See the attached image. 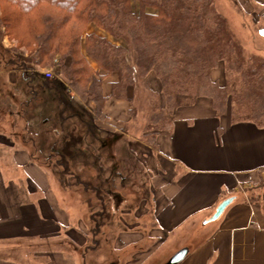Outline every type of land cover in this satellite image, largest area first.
Here are the masks:
<instances>
[{"label":"crops","instance_id":"0c3cea01","mask_svg":"<svg viewBox=\"0 0 264 264\" xmlns=\"http://www.w3.org/2000/svg\"><path fill=\"white\" fill-rule=\"evenodd\" d=\"M237 1L249 18L264 24V0ZM224 66L220 62L211 71L220 84ZM16 72L0 70V147L9 159H0V264H92L89 255L111 233L112 256L102 264H122L132 253L135 261L145 255L147 264H157L161 246L175 232L200 237L181 242L189 252L179 264H264V195L261 200L254 196L264 177V127L232 123L228 115L216 112L207 96L180 108L172 130L158 134L156 150L144 142L127 150L147 170L151 196H144L133 210L123 206V192L109 193L112 218L97 228L80 185L64 187L36 148H25L37 147L25 109L32 105L26 99L32 93L30 83L25 98L17 92L21 78ZM116 79V74L104 79V125L120 131L130 115L128 100L111 94ZM149 83L160 90L152 75ZM230 197L224 212L207 221ZM132 214L134 221L126 217ZM144 216L151 219L145 222Z\"/></svg>","mask_w":264,"mask_h":264},{"label":"trees","instance_id":"16d2710c","mask_svg":"<svg viewBox=\"0 0 264 264\" xmlns=\"http://www.w3.org/2000/svg\"><path fill=\"white\" fill-rule=\"evenodd\" d=\"M0 9V29L17 41L15 50L27 51L38 66L55 68L82 101L95 103L96 117H104V79L116 74L111 94L130 101L133 118L140 98V108L148 113L142 137L155 149L159 131L172 130L178 108L200 96H210L216 112L228 115L232 123L264 127V51L246 46L230 21L232 15L223 12L216 0H0ZM91 24L120 43L97 32L85 35ZM89 59L97 63L96 69ZM220 62L226 64L224 85L211 78ZM151 72L161 82L158 91L146 81ZM62 80L44 78L42 86H52L61 103L68 105ZM64 130L59 165L67 171L81 153L75 145L83 142L84 135H74L69 127ZM93 135L101 146L110 141ZM101 148L98 152V147H87L98 167L104 156L115 158L111 147ZM117 163L115 158L114 167ZM59 180L64 187L80 185ZM106 196L99 198L103 207Z\"/></svg>","mask_w":264,"mask_h":264},{"label":"rangeland","instance_id":"374dc122","mask_svg":"<svg viewBox=\"0 0 264 264\" xmlns=\"http://www.w3.org/2000/svg\"><path fill=\"white\" fill-rule=\"evenodd\" d=\"M216 4L227 15H232L230 17V21L237 34L241 37L248 48L255 51H264V36L261 35V30L264 32V24L255 22L256 17L254 19L251 17L249 18V16L245 13V10L239 6V2L237 0H216ZM261 10L262 9H258L257 13L261 12ZM238 15L239 17H237ZM240 17H243L245 20L241 22ZM91 32H97L101 35H105L111 41L120 43L119 41L115 40L113 36L95 24H91L87 27L85 35ZM16 45L18 46L17 41L11 39L5 28H1L0 70H17L16 73L20 75L21 82L15 85V87L17 92H19L22 97L25 96L23 92L26 88L28 89L27 86L29 83L32 87V89L31 87L30 89L33 92V98L32 95L26 98L32 100V105L30 106V109H28V107H25V109L29 111L27 112V115L30 114V128L33 133L32 138L36 139L35 144H37V147L25 148H36V155L39 156L40 160L47 161L48 172L51 175L57 176L59 179H64L69 185L75 183L80 184V191L84 192L83 194L85 195L88 205H91V207L89 205L90 210L88 212V216H91L93 220L95 219V223H101L103 225L112 218L110 204L105 202L103 207L101 200H99V198H105L106 195L109 198L110 196L108 195V192H123L127 197V202L123 206L126 205L127 208L136 210L144 196H151L149 183L150 177L147 174V170L135 160V155L131 156L127 150L128 147H138V143L142 142L156 150L145 140H143L142 137L148 113L143 108H140V98L137 100L136 107L138 110H136V118H133L129 111L130 120L120 127V131L105 127V116H94L92 109L95 107V103L82 101L78 95L68 87L66 82L60 78L55 68L41 67L36 65L27 51L24 53V50L22 49L15 50ZM84 45L85 41L83 43V46ZM83 50L85 51V49ZM89 60L91 65L96 69L98 67L97 63L92 59ZM224 69L225 79L223 84L219 83L220 85H224L226 82V64ZM48 73H50V75H48ZM151 75L156 79V81H158L159 85H161V82L155 72H151L148 73L146 77L149 87L153 89L152 85L149 83V77ZM3 78L4 80H7L8 75H4ZM44 78L62 80L61 82H63V85L65 86V90L63 91L64 100L69 102L68 105L61 103L60 98L57 96L53 87L50 88L46 85L44 87L42 86L44 83ZM51 85H53V83H51ZM109 85V83L106 84V86ZM153 90L157 91L155 89ZM129 92L131 94L132 91L130 90ZM145 96L148 97L147 92H145ZM146 97L142 98L144 100V104L147 103L148 98ZM207 97L211 98L210 96ZM163 100L165 102L164 98ZM211 100L213 103L212 98ZM196 101L191 105L182 106L180 108L191 107L196 103ZM164 102L162 101L163 105ZM127 104L130 109L131 103L129 100ZM140 104H142V101ZM180 108H178V110ZM178 110L176 111V114ZM176 114L174 115V119ZM67 127L73 130L72 133L74 135L78 136L81 134L84 135V138L81 144L75 145L76 151L79 149L81 153L79 156H77L76 162H74V164L71 162L70 170L66 171L61 165H59V160L61 159L59 151L65 145L64 132L66 130L64 129ZM163 131L167 130H160L159 133ZM93 134L102 138H108L110 141L106 146H101L99 139L94 137ZM87 147H98V152H102L103 148L101 147H111L112 154L115 155L116 153V155H118L116 159L118 166L114 167V160L116 157L114 159H110L104 158L106 157L104 156L100 164L101 167H98L99 165L96 164L97 161L95 156L87 154L90 153ZM11 148L15 149L24 147ZM106 150L107 148L103 150L104 153H107ZM3 151L4 148L0 147V159L4 162H7L9 161V159H7L5 156V152L7 153V151ZM86 162L87 164H85ZM108 176L109 178H107ZM103 179L109 180L108 182H104L102 181ZM259 186H261L259 189V194L255 193L254 196L258 197V199L260 198L261 200L262 194L264 195V177H262L261 184ZM126 217H129L132 219V221H134L133 214L132 216ZM149 219H151L150 216L148 218L145 216L143 217L145 222L149 221ZM199 238L200 237H198V235L194 236L191 232H188V234L182 233L181 235L177 234L176 232L173 233L169 240L170 242L168 241L161 246L159 251L160 254H158L159 257L157 259V264H165L173 254L183 248L181 246V242L183 243L185 239H189L190 241L194 242ZM104 239V237L100 236L98 240L104 241ZM114 239L115 235L114 233H111L109 235V241L102 242L103 247L100 246L94 256L91 254L89 255L90 261H93L92 264H102L101 262L104 260V258L112 256L110 248L111 245L114 244ZM201 239H203L202 234ZM145 248H149V246L146 245ZM136 249L141 251L143 250L141 247H137ZM136 249V252H140ZM134 254L135 253L124 256L122 264H147L146 259L142 260L145 258V255H139L137 257L138 260L135 261L133 258ZM110 263L112 262H109V264Z\"/></svg>","mask_w":264,"mask_h":264},{"label":"water","instance_id":"95a60500","mask_svg":"<svg viewBox=\"0 0 264 264\" xmlns=\"http://www.w3.org/2000/svg\"><path fill=\"white\" fill-rule=\"evenodd\" d=\"M233 197L223 200L217 207L216 212L210 217L209 220L217 219L225 210V208L232 202ZM189 248L183 247L173 254L165 264H179L188 254Z\"/></svg>","mask_w":264,"mask_h":264},{"label":"built area","instance_id":"2783aa9c","mask_svg":"<svg viewBox=\"0 0 264 264\" xmlns=\"http://www.w3.org/2000/svg\"><path fill=\"white\" fill-rule=\"evenodd\" d=\"M48 75H50V73H48Z\"/></svg>","mask_w":264,"mask_h":264}]
</instances>
